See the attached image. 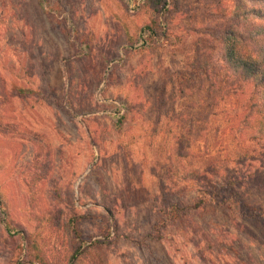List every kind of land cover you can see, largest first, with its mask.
<instances>
[{
	"label": "rangeland",
	"instance_id": "374dc122",
	"mask_svg": "<svg viewBox=\"0 0 264 264\" xmlns=\"http://www.w3.org/2000/svg\"><path fill=\"white\" fill-rule=\"evenodd\" d=\"M48 1L55 16L37 0H0V192L26 237L8 234L0 213V264L35 247L49 264H70L76 249V264H205L181 234L188 224L160 228L163 240L148 235L167 199L195 196L176 193L173 163L219 183L231 176L246 203L264 207V145L233 128L242 101L227 95L233 79L207 34L211 10L235 0H170L168 37L148 48L131 45L157 18L150 5ZM67 18L88 49L56 27ZM236 213L209 208L188 221L218 224L233 241L226 264H264V224L234 222Z\"/></svg>",
	"mask_w": 264,
	"mask_h": 264
},
{
	"label": "trees",
	"instance_id": "16d2710c",
	"mask_svg": "<svg viewBox=\"0 0 264 264\" xmlns=\"http://www.w3.org/2000/svg\"><path fill=\"white\" fill-rule=\"evenodd\" d=\"M125 1L129 5L139 1L142 6L150 5L157 12V18L140 29L139 34L132 41V48L152 47L155 40L159 42L168 37L167 18L172 9H176L175 4L170 0ZM37 3L43 12L53 13L55 16V8L48 0H37ZM211 5L213 4L211 3ZM209 15L212 17L209 25L215 27L216 31L207 32V34L220 42L223 60L231 73L226 75L227 80L233 79L228 85L227 95L233 93L242 101L241 114L237 118L236 125L233 124V128L235 127L240 139L256 141L257 144L264 145V0H235L230 6L222 5L213 8ZM55 25L64 35L71 38L74 48L77 49L81 45L85 49L89 48L85 39L73 40V36L76 34V26L73 20L68 18L64 21L58 20ZM84 55L86 53L82 51L76 52L77 57ZM215 76L217 78V75ZM113 117L116 120L115 125L120 127L125 116L115 113ZM178 143L180 144L178 146L179 156L184 158L186 143H184V139ZM168 171L173 184L176 186L177 194L183 193L187 189H193L195 196L189 200L185 198L167 199L166 203L161 204V208L158 210L163 216L160 219L162 225L156 223L148 237L163 240L164 236L160 232V228L162 231L163 227L168 228L175 221L183 222V224L188 225L186 228L184 227L181 234L194 241L202 262L205 264H226L228 262L227 256L232 250L229 245L233 241L229 238H221L220 235L216 234L218 224L204 228L198 222L195 224L194 221L189 222V218L198 215L200 212L203 213L209 208H234L238 212L233 219L234 222L236 218H242L245 221L256 220L264 224V207L246 203L242 199L241 193L233 189L236 179L231 178V176L221 180V183L215 182L201 169L189 168L180 162L173 163ZM230 187L231 189H229ZM161 196L165 197V194H161ZM0 213L8 234L26 238L25 231L13 224L8 202L1 192ZM242 227L243 224L241 223L240 229ZM189 229L191 231H188ZM226 234L232 235L233 233L228 230ZM38 251L35 247L33 251L25 253L24 262L21 261L19 264H49ZM79 254V250L76 249L70 258V264H76ZM232 258L240 260L239 255H234ZM96 264L105 263L98 260Z\"/></svg>",
	"mask_w": 264,
	"mask_h": 264
}]
</instances>
